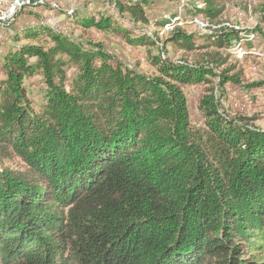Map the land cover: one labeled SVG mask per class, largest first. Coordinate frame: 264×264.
I'll return each mask as SVG.
<instances>
[{"label": "trees", "instance_id": "trees-1", "mask_svg": "<svg viewBox=\"0 0 264 264\" xmlns=\"http://www.w3.org/2000/svg\"><path fill=\"white\" fill-rule=\"evenodd\" d=\"M202 1L188 12L214 22L222 10ZM119 9L145 22L142 1ZM82 26L127 37L108 19ZM168 32L185 53L236 39L196 46ZM42 33L50 46L3 59L0 264H264V130L226 119L212 95L195 127L180 88L211 84L212 70L156 61L148 78L46 27L25 38ZM65 68L76 70L68 85ZM38 75L46 93L34 109L24 80ZM228 82L237 77L222 73Z\"/></svg>", "mask_w": 264, "mask_h": 264}, {"label": "rangeland", "instance_id": "rangeland-1", "mask_svg": "<svg viewBox=\"0 0 264 264\" xmlns=\"http://www.w3.org/2000/svg\"><path fill=\"white\" fill-rule=\"evenodd\" d=\"M122 1L0 0V80L4 76L3 59L9 53L23 45L45 48L51 45L49 37L43 33L35 40L25 38L30 30L46 27L88 49L93 46L103 49L113 59L111 65L134 70L144 77L159 76L156 61L209 68L214 76L206 79L211 84L180 87L186 98L190 123L204 127L198 106L204 97L212 95L218 111L226 119L264 130V0H215V8L222 12L212 23L198 12H188L192 6L196 10L206 9L202 0H135L142 1L145 22L121 12ZM101 19H108L127 37L112 30L82 26V22H100ZM194 19L208 21L209 28L200 29L193 23ZM164 20L170 22L161 26ZM166 25L192 35L196 46L208 43L209 39L223 38L225 33L236 39L222 49L212 46L185 53L168 42L171 32L164 31ZM138 38H146L145 45L131 44ZM65 71L68 85L76 70L65 68ZM222 73L237 77L238 82L218 85ZM24 86L26 97L37 109L46 93L42 77L26 78ZM8 165L20 166L17 161Z\"/></svg>", "mask_w": 264, "mask_h": 264}, {"label": "built area", "instance_id": "built-area-1", "mask_svg": "<svg viewBox=\"0 0 264 264\" xmlns=\"http://www.w3.org/2000/svg\"><path fill=\"white\" fill-rule=\"evenodd\" d=\"M195 25H197L200 29H203V30H205V29H207V28H209V24L208 23H206V22H204L203 20H201V19H194V22H193ZM172 26H170V25H166L165 27H164V31H171L172 30Z\"/></svg>", "mask_w": 264, "mask_h": 264}]
</instances>
